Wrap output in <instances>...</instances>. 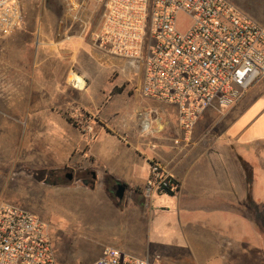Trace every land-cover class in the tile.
<instances>
[{
	"label": "crops",
	"instance_id": "crops-1",
	"mask_svg": "<svg viewBox=\"0 0 264 264\" xmlns=\"http://www.w3.org/2000/svg\"><path fill=\"white\" fill-rule=\"evenodd\" d=\"M87 11L93 13L85 3L79 13L83 15ZM259 25L264 29V25ZM24 28L21 23L15 33ZM92 45L81 36L77 40L54 39L45 46L40 42L36 57L41 64L48 60L71 63L83 59L86 50L91 48L102 56L103 53ZM60 68L51 70V76L43 68L34 70L40 74L37 80L34 77L30 80V93L47 94V101L35 99L31 111L22 110L27 125L46 119L51 125H60L61 134L52 129L55 148L61 138L68 140L72 150L82 147L81 153L71 157V164L76 161L81 164L76 170L70 169L72 179L66 180V184L56 182V185H104L109 204H112L111 195L115 197V185H124V194L128 193L134 205L124 220L128 228L135 230L145 219L142 209L135 206V198L142 197L144 204L149 206L153 203L145 198L144 188L149 178V165L157 162L173 176L179 189L174 195L165 194L166 198L159 200L155 210L149 212L148 222L141 225L154 232L158 227L167 226L168 238L155 233L156 238H150L145 248L135 252L136 256L158 257L161 264H178L192 252L205 253L202 262L211 264H233L237 256L240 257L237 264H263L264 77L235 105L222 111L207 109L192 130L186 132L178 125L175 106L152 99L149 101L153 108L134 123L111 126L109 121L100 118L98 109L94 113L87 110L85 97L83 100L77 97L76 92L86 86L81 89L82 84L74 82L80 89L68 87L66 69ZM76 78L84 79V76L78 74ZM79 99L82 108L101 126L90 138L83 137L82 133L77 136L76 129L63 114L70 105L64 108L65 100ZM40 104L44 106L42 109L38 108ZM6 122L14 134L0 132L4 137L1 145L9 148L16 141L19 122ZM61 161L65 163L67 158L61 157L58 163ZM241 161L251 171L250 183ZM87 173L91 174L90 180L83 177ZM79 174L82 179L78 178ZM160 197L162 195L156 199ZM218 256L223 259L218 260Z\"/></svg>",
	"mask_w": 264,
	"mask_h": 264
},
{
	"label": "rangeland",
	"instance_id": "rangeland-1",
	"mask_svg": "<svg viewBox=\"0 0 264 264\" xmlns=\"http://www.w3.org/2000/svg\"><path fill=\"white\" fill-rule=\"evenodd\" d=\"M227 1L257 24L264 25V0ZM86 4L93 13H78L76 18L84 23L80 26L79 22L73 21L65 0H22L24 31L0 36V132L14 134L6 121L19 122L15 134L18 139L14 137L16 141L9 148L1 145L4 137L0 133V204H17L45 222L56 264H90L105 246L136 255V251L147 246L150 238H156L155 233L157 236L165 234L164 237L168 238L169 231L167 226L164 229L158 227L155 232L150 227L141 228L144 221L148 222L149 212L155 210L159 200L166 198L164 195L153 199L150 206L144 204L142 197L136 196L137 204H134L142 209L145 219L134 230L128 228L124 220L134 208L127 192L122 199H116L112 194V204H109L104 185H56V182L68 183L66 173L81 165L77 161L74 165L70 162L72 156L82 152V147L72 150L68 140L61 138L55 148L51 135L54 129L56 133H62L60 125H51L47 119L27 125L22 114V110L33 109L35 99L47 101V94L30 93V80L33 77L37 80L36 76L40 74L34 70L40 67L50 74L57 66L66 69L65 81L70 88H74L71 81L78 74L84 76L86 81L82 80L86 88L76 92L77 97L81 100L85 97L87 110L94 113L98 109L100 118L109 121L111 126L134 123L153 108L150 98L142 93V70L130 67L123 59L101 56L91 48L77 62L48 60L39 63L36 56L40 52V42L45 46L54 39L77 40L81 36L92 44L91 36L101 23L102 11L92 3ZM188 23L186 17H179L181 29ZM115 88L119 90L116 94L112 93ZM79 103L80 99L65 100L63 107L70 105L63 114L76 129L77 136L82 133L83 137L90 138L101 126ZM43 107L40 104L38 108ZM75 110H79L80 117L71 115ZM88 127L93 128L89 130ZM61 157L67 158V162L58 163ZM51 172L60 179L50 176ZM118 185H115L114 193ZM205 256V253L189 252L178 264H211L202 262ZM217 258L223 259L221 256ZM239 259L237 256L236 260ZM236 260L233 264H237Z\"/></svg>",
	"mask_w": 264,
	"mask_h": 264
},
{
	"label": "built area",
	"instance_id": "built-area-1",
	"mask_svg": "<svg viewBox=\"0 0 264 264\" xmlns=\"http://www.w3.org/2000/svg\"><path fill=\"white\" fill-rule=\"evenodd\" d=\"M65 1L80 26L84 23L76 15L86 2L102 11L92 44L103 55L142 70V93L175 106L178 125L186 132L207 109L235 105L264 77V29L227 0ZM181 16L189 20L182 29ZM23 18L22 0H0V36L13 34ZM71 115L80 117L79 110ZM178 189L159 163L149 165L148 201ZM0 264H56L45 222L7 202L0 204ZM90 264L161 263L158 257L105 246Z\"/></svg>",
	"mask_w": 264,
	"mask_h": 264
},
{
	"label": "water",
	"instance_id": "water-1",
	"mask_svg": "<svg viewBox=\"0 0 264 264\" xmlns=\"http://www.w3.org/2000/svg\"><path fill=\"white\" fill-rule=\"evenodd\" d=\"M93 176H95V175L93 174ZM72 177H73V175L71 172H67L65 175V178L69 179V180H71ZM124 193H125V186L122 184L118 185L117 190L115 191V197L117 199H122L124 196Z\"/></svg>",
	"mask_w": 264,
	"mask_h": 264
},
{
	"label": "trees",
	"instance_id": "trees-1",
	"mask_svg": "<svg viewBox=\"0 0 264 264\" xmlns=\"http://www.w3.org/2000/svg\"><path fill=\"white\" fill-rule=\"evenodd\" d=\"M118 91H119L118 88H115V89L113 90V93H116V92H118ZM241 164H242V166H243V169H244L245 172L247 173V179H248V182L250 183V180H251V171H250L248 165H247L245 162L241 161ZM171 195H172V194H171Z\"/></svg>",
	"mask_w": 264,
	"mask_h": 264
},
{
	"label": "flooded vegetation",
	"instance_id": "flooded-vegetation-1",
	"mask_svg": "<svg viewBox=\"0 0 264 264\" xmlns=\"http://www.w3.org/2000/svg\"><path fill=\"white\" fill-rule=\"evenodd\" d=\"M72 175H73V174H72ZM50 176H53L55 179H60L59 176L55 175V172H54V173L51 172ZM90 176H91V174H90V173H87V174H86L85 176H83V177L86 178L87 180H90V179H89ZM78 178L82 179V177L80 176V174H79ZM84 178H83V180H85Z\"/></svg>",
	"mask_w": 264,
	"mask_h": 264
},
{
	"label": "bare ground",
	"instance_id": "bare-ground-1",
	"mask_svg": "<svg viewBox=\"0 0 264 264\" xmlns=\"http://www.w3.org/2000/svg\"><path fill=\"white\" fill-rule=\"evenodd\" d=\"M76 80H77V83H78L77 85H81V84L83 85V82H82L81 79L75 77V78L73 79V81H76Z\"/></svg>",
	"mask_w": 264,
	"mask_h": 264
}]
</instances>
